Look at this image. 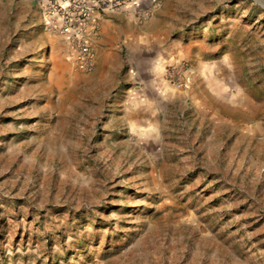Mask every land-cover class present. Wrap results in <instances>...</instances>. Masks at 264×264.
I'll return each instance as SVG.
<instances>
[{"label": "rangeland", "instance_id": "obj_1", "mask_svg": "<svg viewBox=\"0 0 264 264\" xmlns=\"http://www.w3.org/2000/svg\"><path fill=\"white\" fill-rule=\"evenodd\" d=\"M40 1L0 0V264H264V0H164L157 88Z\"/></svg>", "mask_w": 264, "mask_h": 264}, {"label": "crops", "instance_id": "obj_2", "mask_svg": "<svg viewBox=\"0 0 264 264\" xmlns=\"http://www.w3.org/2000/svg\"><path fill=\"white\" fill-rule=\"evenodd\" d=\"M163 2L164 0H133L122 9L95 11L91 20L83 26L85 37L94 47L97 39H104L108 27L124 31L125 41L129 44L131 54L135 56L134 69L145 73L142 79L153 88L158 87L156 73L168 71V67L182 52L179 46L183 39L181 34L173 32L172 22L155 31L144 29L157 18L156 12ZM62 36L68 41L71 54L76 55L71 39L66 35ZM147 93L149 94L146 92L145 95Z\"/></svg>", "mask_w": 264, "mask_h": 264}, {"label": "built area", "instance_id": "obj_3", "mask_svg": "<svg viewBox=\"0 0 264 264\" xmlns=\"http://www.w3.org/2000/svg\"><path fill=\"white\" fill-rule=\"evenodd\" d=\"M133 0H41V8L48 17L51 27L68 36L80 64L85 70L95 66V52L92 42L85 37L83 26L95 11H109L124 8Z\"/></svg>", "mask_w": 264, "mask_h": 264}, {"label": "bare ground", "instance_id": "obj_4", "mask_svg": "<svg viewBox=\"0 0 264 264\" xmlns=\"http://www.w3.org/2000/svg\"><path fill=\"white\" fill-rule=\"evenodd\" d=\"M164 70V69H163ZM163 72V71H162ZM162 77V76H161ZM164 82V81H163ZM159 85V84H158ZM167 86V85H166ZM166 88V87H165Z\"/></svg>", "mask_w": 264, "mask_h": 264}]
</instances>
